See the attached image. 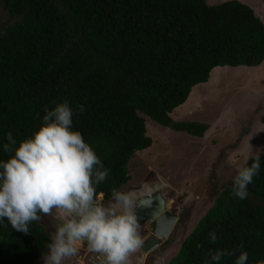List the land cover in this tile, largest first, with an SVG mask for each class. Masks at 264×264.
Listing matches in <instances>:
<instances>
[{"label":"trees","instance_id":"trees-1","mask_svg":"<svg viewBox=\"0 0 264 264\" xmlns=\"http://www.w3.org/2000/svg\"><path fill=\"white\" fill-rule=\"evenodd\" d=\"M264 62V23L238 0H0V161L6 134L19 143L37 130L49 108L67 100L79 130L109 178L103 202L129 180L132 156L152 144L145 117L203 137L209 124L171 114L215 67ZM55 102V103H53ZM264 124V115L260 118ZM244 200L232 184L214 201L167 264H205L209 249L243 245L248 264L264 262V155ZM250 157L247 163H251ZM245 164V163H244ZM243 164V165H244ZM219 236L215 244L208 233ZM51 234L39 222L29 232L0 224V264H42ZM201 244L202 247H197ZM236 255L219 264H234Z\"/></svg>","mask_w":264,"mask_h":264},{"label":"clouds","instance_id":"clouds-1","mask_svg":"<svg viewBox=\"0 0 264 264\" xmlns=\"http://www.w3.org/2000/svg\"><path fill=\"white\" fill-rule=\"evenodd\" d=\"M55 103V102H53ZM40 127L19 143L11 132L6 134L4 153H12L0 161V224L5 220L11 228L29 232V226L42 216L55 221V231L43 254L44 264H65L76 257L82 246L95 254L96 264H133L132 256L144 244L134 192L111 190V199L103 202L104 193L97 192L110 175L95 149L83 134L73 128V116L83 114V104L73 109L67 100L44 106ZM236 168L231 178L233 198L248 197V185L261 170L260 156ZM219 236L208 233L215 244ZM197 247H202L198 244ZM234 264H248L243 245L233 249H209L205 264H219L223 257L236 255ZM264 264V262H260Z\"/></svg>","mask_w":264,"mask_h":264},{"label":"rangeland","instance_id":"rangeland-1","mask_svg":"<svg viewBox=\"0 0 264 264\" xmlns=\"http://www.w3.org/2000/svg\"><path fill=\"white\" fill-rule=\"evenodd\" d=\"M222 1L207 0L210 4ZM238 1L253 8L264 23V0ZM262 115L264 62L251 68L215 67L207 82L192 88L171 116L176 121L208 123L210 127L203 137L174 131L144 116L152 144L132 156L128 163L130 180L120 191L129 192L144 182L164 181L167 211L177 220L165 242L143 264H167L212 206L213 189L231 183L236 168L245 163L246 154L249 158L264 155ZM40 221L52 237L55 221L50 216H42ZM141 227L150 229L149 223ZM138 254L132 256V261ZM90 256L82 246L79 254L65 264H91Z\"/></svg>","mask_w":264,"mask_h":264},{"label":"water","instance_id":"water-1","mask_svg":"<svg viewBox=\"0 0 264 264\" xmlns=\"http://www.w3.org/2000/svg\"><path fill=\"white\" fill-rule=\"evenodd\" d=\"M165 182L158 180L157 182H144L138 188L132 189L129 192H134L137 194L138 203L143 201L144 205L138 206L136 208V214L140 225L144 223H149L152 221L156 222L157 227L161 230L159 237L165 238L168 236L170 230L177 220V216L170 214L167 211V198L164 193ZM156 245L144 250L145 253L152 250ZM140 260V264L143 261L144 253ZM138 251V252H139Z\"/></svg>","mask_w":264,"mask_h":264},{"label":"flooded vegetation","instance_id":"flooded-vegetation-1","mask_svg":"<svg viewBox=\"0 0 264 264\" xmlns=\"http://www.w3.org/2000/svg\"><path fill=\"white\" fill-rule=\"evenodd\" d=\"M149 226H150V229L146 227H141V233L143 232L141 235L144 239L143 247L140 249L144 253L142 264L145 263V261L149 258V256L152 254V252L155 249L160 247L165 242V238H166V237L165 238L159 237L161 230H159L155 221L149 222ZM153 245H156V246L149 252L145 253L144 250L152 247ZM138 253L139 254L134 257L133 264H135L136 262L139 263L141 260L142 253L140 251ZM89 259H90L91 264H96L95 254L91 253V256Z\"/></svg>","mask_w":264,"mask_h":264}]
</instances>
